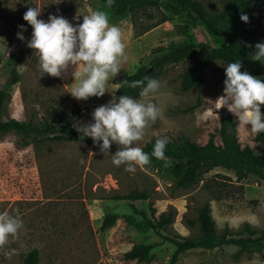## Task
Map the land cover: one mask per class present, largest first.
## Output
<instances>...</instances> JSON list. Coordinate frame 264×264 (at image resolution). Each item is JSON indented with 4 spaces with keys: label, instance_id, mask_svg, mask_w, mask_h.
<instances>
[{
    "label": "rangeland",
    "instance_id": "1",
    "mask_svg": "<svg viewBox=\"0 0 264 264\" xmlns=\"http://www.w3.org/2000/svg\"><path fill=\"white\" fill-rule=\"evenodd\" d=\"M196 1L210 17H215L230 0ZM29 7L41 11L38 19L47 22L49 15L63 16L73 26L83 22V15L106 11L110 24L121 29L126 45L128 59L122 62L117 76L133 72L139 65L147 66L152 57L161 56L170 45L222 43L189 11L171 15L165 0L123 15L113 14L101 0H0V87L7 90L0 119L14 118L32 126L76 129L75 125L94 122L91 113L113 98L117 76L109 81L103 97L86 101L69 93L74 67L70 66L59 78L41 76L34 50L27 47L33 29L23 16ZM241 15H247L248 22L242 21ZM163 16L166 20L151 27ZM183 24L187 26L184 33L178 28ZM18 33L24 36L23 41L18 39ZM231 36L237 48L254 53L255 45L264 42V0L243 2ZM198 51L161 69L156 79L161 87L148 98L158 106L160 116L149 123L144 139L136 146L165 136L169 142L185 138L202 145L208 133L214 135L215 144L221 143L219 119L225 114L234 117L226 108L214 107L216 99L223 95L225 66L213 60L205 66L198 87L179 89V74L197 60ZM12 70L17 75L14 81H10ZM236 132L241 146L264 153V136L256 140V134L238 121ZM66 136L58 129L45 134L32 132L31 137L14 131L0 134V212L18 214L24 225L0 247V264H22L32 247L39 251L37 264H168L173 245L145 229L141 216L130 204L148 218L150 208L154 217L171 210V222L159 230L162 235L196 237L197 223L189 225L187 220H194L197 209L205 202L218 234L226 229L245 237V223L256 232L252 237L264 230V177L248 176L236 181L232 170L217 166L196 184L182 189L174 186L172 176L163 169L146 165L130 173L124 165L114 166L111 154L118 149L115 143L109 153H102L90 137L88 142H82ZM131 190L144 191L147 199L113 198ZM109 213L116 218L101 230L100 221ZM134 243L154 244L147 262L122 257ZM237 250L238 246L232 244L211 250L193 248L179 254L173 264H264V241L250 244L235 257Z\"/></svg>",
    "mask_w": 264,
    "mask_h": 264
},
{
    "label": "trees",
    "instance_id": "2",
    "mask_svg": "<svg viewBox=\"0 0 264 264\" xmlns=\"http://www.w3.org/2000/svg\"><path fill=\"white\" fill-rule=\"evenodd\" d=\"M101 1L107 7V0ZM165 1L168 3L171 15L178 14L184 10L189 11L193 14V18H195L196 21L202 24L214 36L220 38L222 43L219 46H209L203 42H186L178 45H170L161 56L152 57L147 66L139 65L133 72L123 73L117 76L114 80L116 86L113 95L117 98L121 95H128L134 99L140 97V88L128 87L124 85L123 81L128 80L131 82L142 80L146 75L149 78L157 79L164 65L177 63L190 58L196 53V49L199 50L197 60L179 74V89L182 91L192 87H198L202 80L205 66L213 60H218L225 67L231 62L240 60L242 72L247 71L249 74L264 80V63L252 60L250 57L251 53L237 48L231 36L232 28L239 18L241 6L245 0H230L215 17H210L196 0ZM158 2L159 0H115L114 4L107 8L115 15H123L135 9L156 6ZM164 20H166V18L163 16L151 27ZM178 28L179 32L184 33L187 26L183 24L179 25ZM156 50L161 51L163 47H156ZM225 67L222 71L224 79H226ZM16 78L17 75L14 70H12L10 81H14ZM6 99L7 90L5 87H0V114ZM195 105H197V102ZM236 125L237 120L230 114H225L219 119L218 133L221 139L220 144L214 143V135L212 133H208L207 140L202 145H198L185 138H180L179 142H168L165 149V159L158 160L152 157L151 163L148 164V166L150 165L152 168L163 169L172 176L174 186L182 189L196 184L201 180L203 174L217 166L232 170L236 181L245 179L248 176L263 178L264 153H255L248 145L241 146L237 140ZM50 129L63 131L67 134L66 138L70 140L82 142L89 141V137L81 139V133L71 127H57L51 125L39 127L32 126L27 121L14 118H8L6 120L0 119V134L14 131L25 137H31L32 132L35 134H45ZM263 136L264 133L261 132L256 134L254 138L260 140L263 139ZM155 141L154 139H149L143 143L141 148L150 155ZM113 198L129 201L146 200L147 195L144 191L131 190L123 196L114 195ZM130 207L141 216L142 224L145 225V229L152 230L159 235L162 240L173 245L174 249L168 264H173L177 260L179 254L193 248L211 250L225 244H232L238 246V250L234 255L236 257L250 244H258L264 241V230L259 232L257 236L252 237L256 232L251 229L247 223L243 225V230L247 233L245 237L240 236L239 232L231 233L226 229L219 234L216 233L213 220L209 214V205L207 202L203 203L197 209L194 220H187L189 225L195 222L197 223L199 234L196 237L162 235L159 232L164 225L171 222V210H168L166 213L160 212L154 217V211L150 208V218H148L145 212L135 209L132 204H130ZM115 218L116 215L113 213L104 215L100 221L99 228L103 230L109 227L114 222ZM142 224L140 223V226ZM153 246V243H134L123 253L122 257L126 260H134L136 262H147L150 258L148 254L149 250ZM38 254L39 251L36 247L30 248L25 253L22 264H37Z\"/></svg>",
    "mask_w": 264,
    "mask_h": 264
},
{
    "label": "clouds",
    "instance_id": "3",
    "mask_svg": "<svg viewBox=\"0 0 264 264\" xmlns=\"http://www.w3.org/2000/svg\"><path fill=\"white\" fill-rule=\"evenodd\" d=\"M114 2L107 0V7ZM40 15L39 9L29 7L23 19L33 29L27 47L34 50L41 76L48 74L59 78L70 66L74 67L71 96L84 101L90 97H103L108 92L107 84L119 74L122 62L128 59L121 29L110 24L108 13L102 10L83 15V22L76 26L63 16L49 15L46 22L38 19ZM248 19L247 15H241L242 21L248 22ZM20 27L23 29L22 25ZM17 36L22 41L25 39L21 33ZM250 57L264 63V42L255 45ZM241 68L240 60L225 67L223 95L216 99L214 107L215 110L226 108L240 126L249 128L252 134H259L264 132V111L261 107L264 106V80L247 71L242 72ZM123 83L131 88H140V99L113 95L107 104L91 113L94 122L75 126L81 133V139L90 137L102 153H109L115 143L118 149L111 154L112 164L116 167L124 165L125 171L131 173L138 166L150 164L152 157L165 159L169 140L166 136L156 139L150 155L136 146L144 139L149 123H154L160 116V109L148 98L159 91L161 84L147 75L142 80H124ZM23 227L18 214L0 212V247Z\"/></svg>",
    "mask_w": 264,
    "mask_h": 264
},
{
    "label": "crops",
    "instance_id": "4",
    "mask_svg": "<svg viewBox=\"0 0 264 264\" xmlns=\"http://www.w3.org/2000/svg\"><path fill=\"white\" fill-rule=\"evenodd\" d=\"M100 225V224H99Z\"/></svg>",
    "mask_w": 264,
    "mask_h": 264
}]
</instances>
